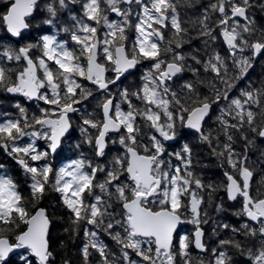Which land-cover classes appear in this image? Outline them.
I'll use <instances>...</instances> for the list:
<instances>
[{
    "label": "snow or ice",
    "instance_id": "snow-or-ice-1",
    "mask_svg": "<svg viewBox=\"0 0 264 264\" xmlns=\"http://www.w3.org/2000/svg\"><path fill=\"white\" fill-rule=\"evenodd\" d=\"M77 4L80 14H70V24L57 29L70 34L73 47L54 34L18 48L0 46V91L45 105L29 115L17 102L19 116L0 120V149L30 179L31 193L29 201L12 177L0 174V264H9L13 255L16 264H53L52 220L38 207L49 189L60 194L71 231L91 226L84 227L82 264H91L94 253L99 264H235L233 250L249 264H264V189L253 191L248 156L256 138L264 139V80L259 86L250 81L232 95L264 55V28L250 16L252 0H214L189 20L178 7L192 6L191 0H51L42 24L57 27L58 13H71L69 5ZM38 6L39 0H9L0 24L11 37L22 38ZM190 30L204 38L203 55L200 49L182 51L192 39ZM217 41L225 54L215 48ZM145 62L149 66L134 90L112 91ZM185 73L193 79H183ZM90 99L96 100L92 111ZM214 106V126L206 129ZM77 113L76 147L88 145L91 155L82 152L54 168L47 158L70 134ZM189 136L195 143L167 151L166 142ZM25 137L31 142L21 144ZM37 140L45 141L46 150L37 149ZM114 145L118 149L109 156ZM201 146L224 169L219 183L205 182L194 171V149ZM260 155L264 162V150ZM221 191L227 201L239 202L232 215L245 220L239 227L218 223L214 234L223 229L231 235L209 249L205 205L226 211L224 200L215 202ZM186 224L193 226L191 235L179 234ZM101 233L115 243L118 256ZM193 246L210 252V259L193 257Z\"/></svg>",
    "mask_w": 264,
    "mask_h": 264
},
{
    "label": "trees",
    "instance_id": "trees-1",
    "mask_svg": "<svg viewBox=\"0 0 264 264\" xmlns=\"http://www.w3.org/2000/svg\"><path fill=\"white\" fill-rule=\"evenodd\" d=\"M51 2V0H39V6L33 13L32 17H29V22L31 28L28 29L27 34H23L22 38H18L17 41H11L7 34L4 31V27L0 24V46H11L19 47L28 42H35L39 39V36L42 34H54L57 36L58 40L67 41V47H73L74 45L71 42L70 34L63 31H58V28L65 26V24H70V14L79 15L80 14V5H69L71 13L68 10H62L58 13L57 27H50L42 24V20L45 18L46 11L45 5ZM214 0H191L192 6H187L181 4L178 7V11L183 20L194 19L199 16L205 7H207ZM253 7L250 9V16L256 21L257 28H264V0H252ZM9 6V0H0V14L6 12L7 7ZM111 18V17H110ZM112 19V18H111ZM135 17H133V20ZM166 35H170L168 30H165ZM130 37L134 36V32L129 34ZM190 36L192 39L190 43L185 44L182 51L185 53L192 52L195 49L201 50V55H203V39L197 37L195 30H190ZM215 48L220 51L222 54H225V48L221 41H217ZM249 55V53H245ZM191 62V61H190ZM150 62H145L142 65H139L131 75L125 76L117 86L112 88V91L115 93L120 88H131L132 90L140 82V76L143 71L149 66ZM9 67H14L15 65L9 64ZM202 75H204L202 73ZM210 75V74H208ZM183 79H193L191 73L183 74ZM264 80V55H260L254 62L253 68L249 70V75L242 81L238 82L237 88L233 91L232 95H238L241 88H246L249 86V82L259 86L260 82ZM82 83L86 87H92L87 85L84 81ZM200 90L203 93H208V89L200 86ZM98 95V94H97ZM19 102L23 107H25L31 115L32 113L39 114V107H45L42 102L28 103L23 99L17 97H9L5 94L4 91H0V120L2 119H15L19 116L18 110L15 108V104ZM96 100L90 99L87 102L88 111H92L95 108ZM126 108V105L124 106ZM217 114V109L214 106L212 117H210L205 125L207 129L209 126H214L213 118ZM79 123V113L73 115V129L70 134L64 139L61 147L59 148L58 153L47 158V163L51 164L54 168H59L71 160L77 159L80 157L83 152L85 156L91 155V149L86 144H82L80 148H77V143L81 142V135L79 129L76 125ZM184 143H195V140L192 136H189L186 140H179L178 142L172 141L169 144H166L167 151H179ZM237 151L243 149V144L239 143L236 145ZM118 149V145L110 147L109 156L115 154ZM264 150V141L256 138V147L251 148L248 152L249 163L254 172L252 187L253 191L257 188L264 189V162H262L261 151ZM167 159V156H165ZM99 162H103L102 160ZM43 163V162H40ZM173 163H176L173 160ZM194 171L200 175L205 182L219 183L223 179L224 169L219 166V162L216 158L212 157L206 147H197L194 149L193 156ZM0 165H3L4 174L12 177L17 184L19 185V191L21 194L30 201L31 193L29 190L30 179L25 175L23 170H21L17 165H15L12 159L4 158L0 152ZM221 200H224L226 211L217 213L214 207H205L209 213L210 221L208 224L203 225V230L205 232L204 241L209 249L217 246L220 239L228 238L231 233L229 231H224L219 229L215 234L213 229L216 228L218 223H229L234 227H239L241 223L244 222V217L234 216L232 213L236 211L240 204L239 202L233 201L231 203L226 201L224 193L217 192L215 194V202L219 203ZM28 207L31 208V202L28 204ZM38 207L45 208L49 217L52 220L50 227V245L51 249L54 252L53 264H63L64 260H69L71 264H82V258L80 256V249L83 244L86 242L84 237V227H91L87 225H81L78 231H71V224L69 219L68 210L62 205L60 194L56 193L49 189L43 200L40 201ZM258 227V226H257ZM69 229L68 232L65 229ZM182 232L185 234L191 235L193 226L182 225ZM182 232L179 234H182ZM238 239L243 240V237H237ZM100 239L106 243L111 252L119 255V250L115 243L103 233L100 234ZM190 253L193 257H201L205 261L210 259V252L198 254L193 251L192 247L190 248ZM233 260L235 264H249L246 257L240 256L232 251ZM135 258V257H134ZM91 259V264H99L98 254H93ZM18 261V256L13 255L9 264H16Z\"/></svg>",
    "mask_w": 264,
    "mask_h": 264
},
{
    "label": "flooded vegetation",
    "instance_id": "flooded-vegetation-1",
    "mask_svg": "<svg viewBox=\"0 0 264 264\" xmlns=\"http://www.w3.org/2000/svg\"><path fill=\"white\" fill-rule=\"evenodd\" d=\"M111 18H112V19H115V18H113V17H111ZM222 44H223V43H222ZM249 55H250V53H249ZM258 57H259V56H258ZM258 57H257V58H258ZM257 58H256V59H257ZM256 59H255V60H256ZM108 75L111 76L112 74L109 73ZM126 76H127V75H126ZM123 78H124V77H123ZM123 78H122V79H123ZM122 79H121V80H122ZM179 82H182V81H178V83H179ZM118 83H119V82H118ZM90 86H91V85H90ZM14 97H17V98H19V99H23V100H25V101L28 102V103H36V102H37V101L29 102V101H28L27 99H25L24 97H22V96H18V95H17V96H14ZM73 115H74V114H73ZM72 119H73V117H72ZM171 142H172V141L166 142V144H169V143H171ZM37 145H39V146L42 145V142L38 141ZM44 145H45V146L42 147V149H43L42 151L46 150V147H47L45 141H44ZM58 151H59V149L57 150L56 153H58ZM0 152L2 153V155H3L4 158H9V156H8V155H7L2 149H0ZM56 153H55V154H56ZM55 154H53V155H55ZM53 155H49V156H53ZM10 159H12V158L10 157ZM12 161H14V160H12ZM224 195H225V194H224ZM226 201H227V200H226ZM227 202H228V201H227Z\"/></svg>",
    "mask_w": 264,
    "mask_h": 264
},
{
    "label": "water",
    "instance_id": "water-1",
    "mask_svg": "<svg viewBox=\"0 0 264 264\" xmlns=\"http://www.w3.org/2000/svg\"><path fill=\"white\" fill-rule=\"evenodd\" d=\"M7 11V10H6ZM111 17H113V18H115V19H118L117 17H115L114 15H112ZM4 27V26H3ZM4 31H5V33L7 34V36H8V38L11 40V41H17L18 40V38H14V37H11L10 36V34H8L7 33V31H6V29L4 28ZM28 32V30H26L25 31V33L24 34H26ZM222 42V41H221ZM223 43V42H222ZM134 71V70H133ZM127 75V74H126ZM123 78V77H122ZM121 78V79H122ZM87 85H90V84H88V82L87 81H84ZM6 93V92H5ZM8 96H10V97H13L14 95H12V94H9V93H6ZM29 101V100H28ZM33 101H35V100H32V101H29V102H33ZM260 139V138H259ZM260 140H263L264 141V139H260ZM50 155H53V154H50ZM14 164H16V162L14 161ZM16 165H18V164H16ZM19 166V165H18ZM229 203H231V202H233V201H228ZM193 232V231H192ZM191 232V233H192ZM192 249H193V251L194 252H196V253H198V254H202L201 252H199V250H197V249H195V247L193 246L192 247Z\"/></svg>",
    "mask_w": 264,
    "mask_h": 264
},
{
    "label": "rangeland",
    "instance_id": "rangeland-1",
    "mask_svg": "<svg viewBox=\"0 0 264 264\" xmlns=\"http://www.w3.org/2000/svg\"><path fill=\"white\" fill-rule=\"evenodd\" d=\"M38 141H40V142H42V145H37V143H38ZM29 142H31V140H30V138H28V137H25L22 141H21V144H26V143H29ZM45 145H44V140H37L36 141V147H37V149L39 150V151H42L43 149H42V147H44ZM4 169L3 168H0V174H4V171H3ZM188 226H192V225H190V224H187ZM182 226V225H181ZM183 230H182V228H180L179 229V232L181 233ZM182 234H184L183 232H182Z\"/></svg>",
    "mask_w": 264,
    "mask_h": 264
}]
</instances>
